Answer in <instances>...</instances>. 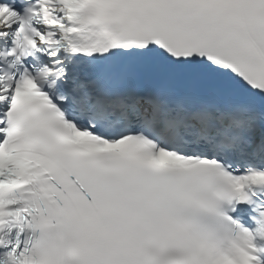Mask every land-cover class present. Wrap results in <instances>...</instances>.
I'll use <instances>...</instances> for the list:
<instances>
[{"label": "snow or ice", "instance_id": "1", "mask_svg": "<svg viewBox=\"0 0 264 264\" xmlns=\"http://www.w3.org/2000/svg\"><path fill=\"white\" fill-rule=\"evenodd\" d=\"M0 264H264V0H0Z\"/></svg>", "mask_w": 264, "mask_h": 264}]
</instances>
